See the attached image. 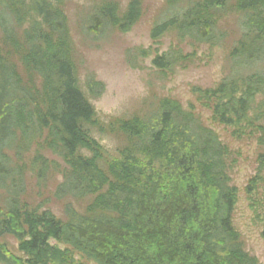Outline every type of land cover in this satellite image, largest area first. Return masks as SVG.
<instances>
[{
	"label": "trees",
	"instance_id": "1",
	"mask_svg": "<svg viewBox=\"0 0 264 264\" xmlns=\"http://www.w3.org/2000/svg\"><path fill=\"white\" fill-rule=\"evenodd\" d=\"M54 1L57 6L33 0L39 20L20 40L10 21L25 23V2L0 0V191L7 197L0 206V238L15 239L22 254L0 241V264H256L233 226L237 190L227 177V149L198 117L165 100L145 118L119 121L114 128L130 143L114 157L90 137L84 126L99 123L77 84L62 1ZM228 3L171 0L152 39L175 29L181 38L214 46L221 40L216 17ZM237 9L245 21L230 53L233 74L202 94L213 121L228 128L241 127L255 99L264 97V71H255L264 62V0H239ZM140 14V0L122 18L115 5L95 8L83 34L96 40L105 31L128 32ZM153 64L161 70L171 65L165 58ZM242 69L247 74L239 77ZM86 87L93 98L105 89L93 79ZM251 125L264 147V115ZM37 139L66 164L56 197L93 198L88 212L68 205L67 220H60L22 205L24 172L8 152ZM258 163L264 170V152ZM40 168L44 178L48 161Z\"/></svg>",
	"mask_w": 264,
	"mask_h": 264
},
{
	"label": "rangeland",
	"instance_id": "2",
	"mask_svg": "<svg viewBox=\"0 0 264 264\" xmlns=\"http://www.w3.org/2000/svg\"><path fill=\"white\" fill-rule=\"evenodd\" d=\"M23 1L27 12L25 23L18 26L7 17L20 40L33 25V20H39L33 0ZM47 1L57 6L54 0ZM61 1L58 8L64 12L72 38L71 60L77 84L93 106L99 123L96 127L84 126L90 137L114 157L130 143L114 128L119 121L145 118L165 100L178 103L184 112L198 117L206 127L217 133L227 149V177L230 185L237 190L233 226L240 235L246 254L256 264H264V170L258 163L264 147L260 144L259 133L255 134L251 125L253 119L264 115V97L259 95L255 99L249 118L241 127L228 128L213 121L209 101L202 95L215 90L233 74L234 59L230 58V53L241 40L244 33L241 28H244L245 21V16L237 12L239 0H228L227 9L222 16L216 17L221 40L214 46L181 38L175 29L152 39L153 26L166 20L162 11L167 9L166 5L171 0H140V18L131 30L124 33L105 31L104 36L96 40L83 34L90 11L115 5L118 16L122 18L133 0ZM186 3L182 2L180 8ZM157 58H165L170 67L161 70L154 66ZM255 71L263 72L264 62ZM239 73V77L247 74L243 69ZM90 79L104 85L101 97L90 96L86 87ZM79 152L85 158H92L87 150ZM8 154L12 165L21 167L24 172L20 201L28 210L47 211L60 220H67L68 205L78 213L88 212L93 198L56 197L57 188L64 181L66 164L49 152L43 141L37 139L30 147L22 143L19 150L13 149ZM44 160L48 161L50 168L43 178L40 167ZM5 194L0 191V206L6 204ZM0 241L15 255L22 256L15 239L5 236ZM50 244L65 249L55 241H50Z\"/></svg>",
	"mask_w": 264,
	"mask_h": 264
}]
</instances>
